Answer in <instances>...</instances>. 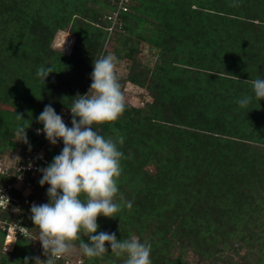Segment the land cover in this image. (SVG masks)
Wrapping results in <instances>:
<instances>
[{
    "label": "trees",
    "instance_id": "trees-1",
    "mask_svg": "<svg viewBox=\"0 0 264 264\" xmlns=\"http://www.w3.org/2000/svg\"><path fill=\"white\" fill-rule=\"evenodd\" d=\"M117 5L0 0V154L41 146L44 107L64 117L72 98L88 93L93 61L114 40L112 51L130 61L127 75L116 72L122 93L132 82L150 99L142 107L125 102L118 120L94 126L105 137H115L113 129L124 137L118 187L132 201L116 218L98 217L95 234L151 244L152 264H193L190 254L202 264H264V99L244 83L264 78V0H130L108 40ZM60 30L76 37L69 53L53 45ZM141 41L158 53L152 68L139 59ZM41 65L55 71L44 84ZM243 96L253 97L246 108L237 103ZM27 124L24 143L16 130ZM62 148L63 141L47 148L44 167ZM41 178L19 214L37 237L30 201L48 203ZM106 247L103 257L78 258L123 264L126 257ZM37 251L34 237H19L1 264H23Z\"/></svg>",
    "mask_w": 264,
    "mask_h": 264
},
{
    "label": "clouds",
    "instance_id": "clouds-1",
    "mask_svg": "<svg viewBox=\"0 0 264 264\" xmlns=\"http://www.w3.org/2000/svg\"><path fill=\"white\" fill-rule=\"evenodd\" d=\"M232 6H237L233 3ZM117 57L107 54L93 61L92 83L85 95L72 98L69 108L71 127L49 104L38 116L43 124L37 134L43 132L46 139L56 145L63 141L60 154L44 168L39 169L41 187L47 189L48 203L31 206V220L39 229V240L46 259L25 257L23 264L34 260L35 264H57L61 258L69 256L77 248L88 258H100L108 253L106 244L117 257H126L123 264H152L151 244L141 243L137 237L117 239L115 233L99 232L97 218H116L123 208H132V201L125 200L118 187L122 174L124 153L120 146L124 137L113 129L115 137H105L94 130V126L111 124L125 111V98L116 74ZM52 67L41 65L37 77L43 84ZM250 83L254 97L264 99V78L257 77ZM253 97L243 96L237 100L241 108H246ZM23 119L20 114L16 117ZM78 118V119H77ZM30 124L16 130L21 141L28 143L26 129ZM31 167V165H30ZM8 201V198L0 195ZM9 203V201H8ZM87 237L90 243H85ZM7 251V249H6Z\"/></svg>",
    "mask_w": 264,
    "mask_h": 264
},
{
    "label": "built area",
    "instance_id": "built-area-1",
    "mask_svg": "<svg viewBox=\"0 0 264 264\" xmlns=\"http://www.w3.org/2000/svg\"><path fill=\"white\" fill-rule=\"evenodd\" d=\"M129 3L130 0H118L117 8L108 15L111 20L108 27V40L120 22V13L128 10ZM63 114L66 124L71 112L65 110ZM61 141L59 140L57 143ZM50 146L52 144L45 138V142L41 146L27 152L0 154V195L8 198L9 201L8 203L6 199L0 197V264L3 256L14 250L19 237L38 239L29 226L22 222V217L19 214L24 212L22 208L23 196L32 192L35 180L39 179L41 175L39 169L48 164L47 148ZM17 192H20L21 195L19 196ZM33 203L35 200L30 201V205ZM37 244L42 256L44 250L39 240H36ZM58 261L66 264H82L83 259L72 260L66 256Z\"/></svg>",
    "mask_w": 264,
    "mask_h": 264
},
{
    "label": "rangeland",
    "instance_id": "rangeland-1",
    "mask_svg": "<svg viewBox=\"0 0 264 264\" xmlns=\"http://www.w3.org/2000/svg\"><path fill=\"white\" fill-rule=\"evenodd\" d=\"M75 40H76V37L73 34H71L70 32H68L66 30H60V31H58V33L55 36L53 45L55 48H58V49L66 52V53H69L71 51L74 43H75ZM107 48H108V50H110L109 54H114L117 57L115 71L118 72V74H120V75H127L128 71H129L130 61L124 57H118L115 54V52L112 51V49L114 48V40L111 41L107 45ZM138 56H139L140 61L143 64L152 68L156 64V61L158 58V53L156 51L152 50L150 45L147 42L141 41L140 52H139ZM123 95L125 98V102L131 103V104L139 106V107L143 106V100L145 98L150 99L148 90L146 88L139 87L138 85H135L132 82L126 83V87H125ZM9 153H12V152H7L6 154H9ZM16 153L21 154V152H16ZM28 195H26V196H28ZM26 196H23V200ZM33 200H35V204H37V205L41 204L40 199L35 198ZM31 206L32 205H30V208H31ZM36 232L39 236V231L37 230ZM36 246L38 247V244ZM80 254H81V251L79 250V248L77 246L76 250H74L72 252V254L69 255V257L72 260H78L79 259L78 257L80 256ZM36 257H39L41 259V254H40L39 250L37 251ZM189 258L193 264H199V263L202 264V262H199L198 257L194 254H190Z\"/></svg>",
    "mask_w": 264,
    "mask_h": 264
}]
</instances>
